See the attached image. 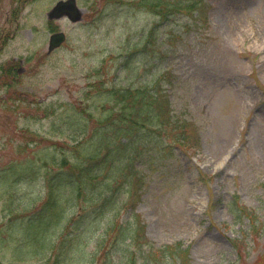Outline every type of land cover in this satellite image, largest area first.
Masks as SVG:
<instances>
[{
  "label": "rangeland",
  "instance_id": "374dc122",
  "mask_svg": "<svg viewBox=\"0 0 264 264\" xmlns=\"http://www.w3.org/2000/svg\"><path fill=\"white\" fill-rule=\"evenodd\" d=\"M56 1L0 0V175L21 173L14 164L30 149V156L53 151L52 163L73 158L76 141L90 134L93 123L62 115L64 104L97 105V91L138 87L149 105L138 133L160 130L154 125L164 113L154 106L169 99L176 116L197 122L202 150H185L187 139L172 127L144 142L142 166L151 171L136 211L147 242L118 244L112 263L133 257L137 264H178L156 250L181 243L188 249L183 264H264V0H199L193 13L164 17L145 5L150 0H78L83 22L61 21L59 27L46 17ZM57 28L66 41L47 55L49 32ZM20 66L24 71L17 73ZM55 115L62 126H50ZM169 122L179 128L172 117ZM44 193L39 181L35 194L41 199ZM27 200L25 185L0 194V228L11 218L3 208ZM100 233L99 225L97 241ZM87 244L66 264H102L97 247ZM45 256L0 243V264H41Z\"/></svg>",
  "mask_w": 264,
  "mask_h": 264
},
{
  "label": "trees",
  "instance_id": "16d2710c",
  "mask_svg": "<svg viewBox=\"0 0 264 264\" xmlns=\"http://www.w3.org/2000/svg\"><path fill=\"white\" fill-rule=\"evenodd\" d=\"M145 5L161 17L176 7L175 3L169 0H150ZM144 97L146 94L138 87L127 89L114 86L105 99L97 95V105L74 107L77 123H93L90 134L76 146L78 153L72 159L61 163L62 169L51 172L46 180V197L38 202V198L32 195L28 205L35 202V207L25 206L26 209L22 210L18 218L14 215L12 221L1 227L0 243L6 242L13 250L17 249L33 256L45 252L46 256L41 264H66L69 255L77 254L83 247L85 237L97 229L96 221L106 215L111 218L104 229L107 235L112 231V242L121 243L126 239L139 245L140 242H147L144 236L145 226L137 221V217L134 221L136 224L130 221L127 225L114 226L118 216L116 199L124 193L127 199L125 208L130 212L139 201L141 189L145 187L146 175L136 163L142 160L146 152L145 141L155 142L163 130L168 134L172 127L171 130L179 129L181 135L187 139L185 149H195L193 136L196 134L184 120H179V128L170 125V110L165 99L162 102L157 101V106H154V109L159 110L157 113H164L157 116L158 122L154 125H162L160 130L149 134L138 133L140 118L149 114V105L145 106L142 101ZM147 121L144 120L143 123ZM55 122L52 121L53 124ZM181 139L186 140L183 137ZM135 142L141 144L136 146ZM51 152L43 150L36 153L46 156L45 160L53 165ZM32 166L27 164L26 171H21V166H18L17 169L21 173H14V177L18 180L24 175L37 176ZM16 190L19 192L18 188L14 191ZM70 200L72 204H69ZM70 207H75V212H70ZM128 226L131 227L130 231ZM180 245L181 243H177V247L164 246L156 251L175 256V263L179 261L178 264H183L187 261L188 249ZM99 247L101 263L113 264L111 248L106 249L102 244ZM141 250L139 247V251ZM126 264L137 262L131 257V262Z\"/></svg>",
  "mask_w": 264,
  "mask_h": 264
},
{
  "label": "water",
  "instance_id": "95a60500",
  "mask_svg": "<svg viewBox=\"0 0 264 264\" xmlns=\"http://www.w3.org/2000/svg\"><path fill=\"white\" fill-rule=\"evenodd\" d=\"M62 7H63V3L62 2H59L55 7H53L51 12L49 13L50 18L58 17L59 11L62 9Z\"/></svg>",
  "mask_w": 264,
  "mask_h": 264
}]
</instances>
